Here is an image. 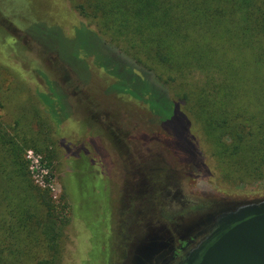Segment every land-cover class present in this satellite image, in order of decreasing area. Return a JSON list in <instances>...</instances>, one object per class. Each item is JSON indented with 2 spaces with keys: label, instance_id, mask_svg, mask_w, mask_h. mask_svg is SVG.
I'll list each match as a JSON object with an SVG mask.
<instances>
[{
  "label": "rangeland",
  "instance_id": "374dc122",
  "mask_svg": "<svg viewBox=\"0 0 264 264\" xmlns=\"http://www.w3.org/2000/svg\"><path fill=\"white\" fill-rule=\"evenodd\" d=\"M107 44L70 0H0V123L50 146L24 159L63 222L60 264H126L189 216L264 200V180L231 184L172 92Z\"/></svg>",
  "mask_w": 264,
  "mask_h": 264
},
{
  "label": "trees",
  "instance_id": "16d2710c",
  "mask_svg": "<svg viewBox=\"0 0 264 264\" xmlns=\"http://www.w3.org/2000/svg\"><path fill=\"white\" fill-rule=\"evenodd\" d=\"M70 1L108 46L172 92L231 184L264 180V0ZM29 149L50 146L0 123V264H60L63 222L49 190L31 180Z\"/></svg>",
  "mask_w": 264,
  "mask_h": 264
},
{
  "label": "water",
  "instance_id": "95a60500",
  "mask_svg": "<svg viewBox=\"0 0 264 264\" xmlns=\"http://www.w3.org/2000/svg\"><path fill=\"white\" fill-rule=\"evenodd\" d=\"M206 215L218 228L190 264H264V200L220 208ZM161 246L156 238L139 245L129 264H151Z\"/></svg>",
  "mask_w": 264,
  "mask_h": 264
},
{
  "label": "flooded vegetation",
  "instance_id": "af4514ba",
  "mask_svg": "<svg viewBox=\"0 0 264 264\" xmlns=\"http://www.w3.org/2000/svg\"><path fill=\"white\" fill-rule=\"evenodd\" d=\"M188 218L198 219L189 222L184 227L177 226V229H174L171 233L168 232V234L177 235V239L175 240V236L171 235L168 242H161L160 252L151 264H169L175 258L178 260L177 264H190L189 262L194 255L202 253L199 249L210 243L209 241L218 225L213 221H209L206 214L203 216H189ZM145 242L141 241V243L135 245L131 253L134 254L135 249ZM130 257L127 259L126 264H129Z\"/></svg>",
  "mask_w": 264,
  "mask_h": 264
}]
</instances>
